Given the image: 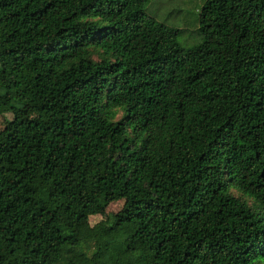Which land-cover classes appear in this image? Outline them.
Returning a JSON list of instances; mask_svg holds the SVG:
<instances>
[{
	"label": "trees",
	"instance_id": "trees-1",
	"mask_svg": "<svg viewBox=\"0 0 264 264\" xmlns=\"http://www.w3.org/2000/svg\"><path fill=\"white\" fill-rule=\"evenodd\" d=\"M148 2L0 0V264H264V0Z\"/></svg>",
	"mask_w": 264,
	"mask_h": 264
},
{
	"label": "rangeland",
	"instance_id": "rangeland-1",
	"mask_svg": "<svg viewBox=\"0 0 264 264\" xmlns=\"http://www.w3.org/2000/svg\"><path fill=\"white\" fill-rule=\"evenodd\" d=\"M203 0H149L143 11L146 15L153 18L155 21L165 24L167 27L178 30L176 37L177 44L188 49L200 43L201 38L197 33L198 28V12ZM119 113L117 117H119ZM28 117H34L33 112L27 113ZM10 115H0V129L5 123L10 120ZM236 195V193H234ZM250 205L251 202L245 199ZM122 201L110 203L104 211V216H90L87 219L90 227L95 226L103 221L105 217L111 218L117 211L120 210Z\"/></svg>",
	"mask_w": 264,
	"mask_h": 264
}]
</instances>
